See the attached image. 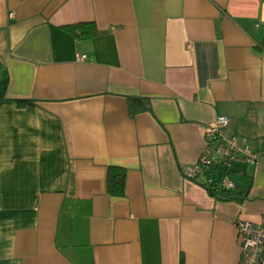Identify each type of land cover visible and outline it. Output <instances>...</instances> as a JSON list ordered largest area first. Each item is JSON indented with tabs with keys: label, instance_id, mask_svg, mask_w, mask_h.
<instances>
[{
	"label": "crops",
	"instance_id": "0c3cea01",
	"mask_svg": "<svg viewBox=\"0 0 264 264\" xmlns=\"http://www.w3.org/2000/svg\"><path fill=\"white\" fill-rule=\"evenodd\" d=\"M262 41L264 0H0V264H237L234 221L264 217ZM217 116L260 155L229 200L182 174Z\"/></svg>",
	"mask_w": 264,
	"mask_h": 264
},
{
	"label": "built area",
	"instance_id": "2783aa9c",
	"mask_svg": "<svg viewBox=\"0 0 264 264\" xmlns=\"http://www.w3.org/2000/svg\"><path fill=\"white\" fill-rule=\"evenodd\" d=\"M85 58V54L76 56L77 61ZM228 124L227 117L217 116L204 127L205 147L202 153L196 162L182 170L187 179L196 181L203 177L201 185L206 191L212 188L225 191L233 189L234 184L227 174L231 166L237 162L254 165L260 159V155L252 151L245 140L227 132ZM218 167L224 169V175L216 181L211 172ZM233 225L239 249L237 264H264V217L258 223L237 219Z\"/></svg>",
	"mask_w": 264,
	"mask_h": 264
},
{
	"label": "trees",
	"instance_id": "16d2710c",
	"mask_svg": "<svg viewBox=\"0 0 264 264\" xmlns=\"http://www.w3.org/2000/svg\"><path fill=\"white\" fill-rule=\"evenodd\" d=\"M69 32L77 34L78 37H90L96 34L94 24H78L66 28ZM264 47V41H262ZM24 102V101H20ZM126 170L122 166L109 165L106 174V189L110 195L121 197L124 195ZM208 193L217 200H229L232 197L227 191L220 188H212Z\"/></svg>",
	"mask_w": 264,
	"mask_h": 264
}]
</instances>
